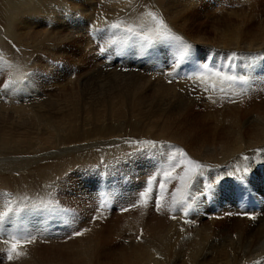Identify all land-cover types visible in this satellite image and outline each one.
Instances as JSON below:
<instances>
[{
  "label": "bare ground",
  "instance_id": "1",
  "mask_svg": "<svg viewBox=\"0 0 264 264\" xmlns=\"http://www.w3.org/2000/svg\"><path fill=\"white\" fill-rule=\"evenodd\" d=\"M197 1L102 0L112 12L109 14L107 7L109 11L104 14L92 15L94 0H0V81L8 80L7 84L0 85V220L4 219L3 210L13 206L16 209L22 203H30L28 212L38 213L51 210L55 202H62L55 187L43 190L48 202L56 196L43 204L40 191L35 193L41 184L32 180L30 172H22L30 168L34 172L50 160L67 155L59 166L49 163L43 169L47 174H41L43 183L50 187L53 180L57 181L72 167V162L84 168L132 153L136 159H142L143 151L147 152L150 145H159L155 139L161 137L170 146L168 152L174 158L171 162H178L179 154L182 166L176 171L173 170L179 166L172 167L168 197L157 216L149 219L144 207L137 213L133 208L121 213L119 217L123 215L130 221L126 226L133 232L126 233L129 239L123 246L112 247L117 234L113 233L114 238L104 236L100 230L101 219L110 217L109 211L106 214L95 203L76 207L89 220L94 215L97 223L93 222L95 234H88L91 226L86 223L85 232L74 235L73 241L80 243L72 245L75 254L71 253L72 258L67 261L72 259V264H264V211L252 217L242 198L244 178L250 181L253 190L257 188L264 196V43H251L248 38L243 43L240 35L247 37V33L242 27L235 28L233 38L211 46L224 51V55L225 52L232 55L230 61H223L224 72L234 68L232 74L217 73L219 69L211 72L209 66L206 70L201 68L198 64L201 61H192V65L186 64L188 74L172 79L175 75L172 69L187 53L179 44L195 43L183 32L191 23L189 12L197 10ZM122 7L127 9H119ZM73 10L86 14L75 19ZM116 28L126 29L137 48L140 38L153 39L152 45H161L159 50L164 55L156 56L151 63L150 60L142 63L147 65L143 72L134 69L109 72L114 82L108 84L106 91L101 90L102 103L88 102L85 97L96 94L83 93L88 83L85 82L81 85L83 90L65 96L76 100L75 103H64L63 107L58 104L59 100L51 103L54 108L43 106L52 85L59 89L58 83L65 84L62 86L65 90L76 81L77 77L72 76L68 84L57 74L60 60L70 53L66 43L82 37L88 43L86 50L91 52L95 48L89 31L101 30L103 34V31L112 33ZM196 39L204 41L199 34ZM140 43L141 53L147 55V47L145 54V44ZM111 65L114 64L104 69H111ZM149 71L157 73V77L155 74L150 77ZM237 73L239 78L241 73L251 80L244 85L235 77ZM28 143L33 147L27 148ZM47 148L49 152L56 151L51 153V159L46 157L50 156ZM208 186L218 191L213 204L205 198ZM107 188L110 189L109 182ZM100 192L97 185L95 189L90 188V193L86 188L81 194L94 202ZM186 198H191V202L185 201ZM5 200L8 202L1 206ZM129 214H136L135 220ZM2 221L0 254L7 251L4 262L0 263L66 264L64 256L62 260L47 258L48 251L38 248L15 250L14 243L23 235L22 227L15 221L8 220L6 225ZM50 224L42 220L43 227ZM15 235L17 238L12 237ZM84 236L91 238L98 248H93L90 240L84 244L81 240Z\"/></svg>",
  "mask_w": 264,
  "mask_h": 264
},
{
  "label": "rangeland",
  "instance_id": "2",
  "mask_svg": "<svg viewBox=\"0 0 264 264\" xmlns=\"http://www.w3.org/2000/svg\"><path fill=\"white\" fill-rule=\"evenodd\" d=\"M94 1L96 2V5H95V9L91 10L93 11V13L90 11L92 15H101V14H104V12H107L111 9V7L108 4L103 3L102 0L100 1L94 0ZM97 2H99V4ZM197 2H198L197 10H194V11L192 10L193 11L192 15H191L192 11L189 12V18L191 19V23L188 25L189 27L187 28L185 27L186 30L183 32V35L186 38L188 37L190 39H193L195 43L193 44L190 43L186 46V43H189V42L184 41L179 44L180 48L184 47V50H186L187 53L184 56L182 55L180 60H178V62L180 63H178L177 66L172 69V75L173 74L175 75L172 76L171 78L172 79L174 78L175 80H178V78L181 79L182 78L181 76L185 72L188 74V71H187L188 69L186 68V64L187 62H189V64L192 65L193 64L192 61L193 62L201 61L202 64L198 62L201 68H205L209 66V69L211 72L213 71L216 72L219 69L217 73H223L224 67H225L223 66L224 65L223 61H230V59H232V55L226 54L228 52H225V55H224V51H219L216 48H212V47H214L218 43H225L222 40L229 41L231 38H233L236 32L235 28L242 27L244 31L247 33V37H243L242 35H240L243 43H246L247 38H248V42H251V43H264V0H238V1H235V0L233 1H230V0H198ZM79 7L82 8L83 6L79 5ZM107 7L109 10L107 9ZM100 9H101V12H100ZM119 9H127V8L122 7ZM111 10L108 12L109 14L112 12ZM74 11L75 10H73L72 15L73 17H75V19H79L78 17L84 16L86 14L80 11H78L79 12L78 13L77 10L75 12ZM139 16L141 17V15ZM74 27L75 25L72 26V30ZM125 31H126V34H125ZM101 32H102L101 30H97L95 32V35L100 40V42L98 43H103L104 47L107 48L109 51L113 49L115 43L117 44L122 43L124 37L126 38L129 45H134V46L133 47L124 46L123 49L119 50L120 52L119 55L121 58L119 62H115L114 60L105 61V60H101L99 55L97 54V51L99 53V50H98L96 43H93V42L92 44L90 43L92 45V48H95V50L93 49V51L89 52V50H86L87 49L86 45H88L86 39L79 37V36L77 38H73L72 43H66L70 53L65 54L64 58L60 60L61 61L60 68L57 74L61 81H63L62 79H64V82L68 84H69V81H72V76L74 78L77 77L75 79L76 80L75 82H77L78 84L73 82L72 86L67 85L66 89L62 90L63 89L62 86L65 84L58 83V86H61V87L59 89H56V88L54 89L56 85L53 86L52 85L53 80L49 79L50 81H52V83L50 81L48 83L49 85L50 84L52 85L51 88L53 90L51 88L48 89L49 96L46 97L43 103V106L48 105L47 107L54 108V106L51 103H55L59 100L61 101L58 104L59 105L61 104V106H63L64 103L71 105V102H74V101L76 102V100L73 101V98L65 99V96L66 95L72 96L71 94H75V92L83 90V89H85V91H83L84 94H87V93L96 94L93 97H90L89 95H87V97L85 98L87 100L89 99L88 102L97 101L98 103H102L101 99L103 100L104 97L101 94V90L103 89V91H106V89L108 88V84L110 82H114V80L111 79V76H109V72L112 73V70L121 71L123 69H126L124 70L125 72H130L133 69L136 72L144 71L147 65H142L141 62L143 61L146 55H144L140 51L142 49V48L140 49L141 43L139 47L137 48V43L133 42V40L131 39V35L127 33L128 31L126 29L116 28L112 30V33H107L106 31H103V34H102ZM198 34L200 35V37L204 39V41L196 39ZM149 44H151V51L156 50V49L158 50L157 56L162 57V55H164L163 51L159 50V47H161V45L157 46V45H152V43H149ZM166 45H163V48L167 49L168 47ZM192 47L194 48V50ZM144 48H143V51L145 50L144 52L146 54L147 49L145 45H144ZM101 50L105 52L104 48H101ZM169 53L170 52H166L167 55ZM130 54H132V57H130ZM71 61H72V64H71ZM151 62L153 61H150V63ZM110 63L114 64V65H111L112 68L105 70L107 69L106 66ZM97 68L99 72L97 71ZM136 68H138L139 70L137 71ZM233 69L234 68H232L231 70L225 71L224 74L225 73L232 74ZM173 70L174 71L176 70V71L174 72ZM147 73L150 77L153 74H155V76L157 77V73H155L154 71L152 72L149 71ZM97 76H99L100 78L93 79L94 77H97ZM89 77H91L92 80L88 79ZM89 80L91 81L89 82ZM2 82H6L7 84L8 80L0 81V85L2 84ZM41 82L44 83L43 80ZM85 82H88V83L82 89L81 85L82 83H85ZM73 89H75L76 91H73ZM29 97L31 98L30 95ZM77 97H79V95ZM81 97H84V96L81 95ZM107 123H110V122H107ZM37 124L38 123H36V127H37ZM36 127L33 126L32 128L35 130ZM75 133H76L75 128L72 127V135H75ZM155 140L159 143V145L158 144L150 145L147 152L143 151L145 155L142 159H136L135 157H133L134 154L132 153V154H127V156L129 155L128 157L129 159L127 158V156H124V157H121L120 159L117 158V160L116 159L102 160L101 164H96V165L94 164V165H90V167H84V168L78 167L76 165L74 166V162H72V167L69 168V170L67 169L66 172H64L65 175L62 173L58 177L57 181L56 179L53 180L54 182L52 181V184L50 185V187L43 183L44 177H41V174H43V176H47L46 171H44L43 169L46 167V165L49 166V163H51L52 165H56L58 163V166H59V164L62 161H64V159L65 160L67 159V157H65L67 155L65 156L63 155L59 160H52V161L50 160L51 162L49 161L47 164H45L41 168L34 170V172H32L31 168L29 170H26L25 172H22L24 174L30 172L31 173L30 177L32 178V180L35 179L41 184L40 186L41 189L35 191V193L40 191L39 196L42 198L41 202H43V204L49 203L50 201L54 199V197H56V196L50 197V200L48 202V196H45V198L43 197V195H45V191L43 190L45 189L48 190L49 188L51 189L55 187H58L57 192H59V195L61 197L60 201L62 202H57V203L55 202V204L50 206V209L52 211L45 209L44 212H38V213L28 212L29 209L27 207L29 206L30 203H27L26 204L27 206L22 203L16 209H14V206H13L7 210H3L1 217H3L4 219L3 221L0 220V222L2 221L3 225H6L9 220V222L15 221L17 226L22 227L21 232H23V235L21 234L22 237L19 238L16 241V243H14L15 247L13 248L15 250H18V249L21 250L23 248L28 249V250H30V248H34V249L38 248L40 249V251H48V253L46 254L47 258L53 257L56 260H62L66 258L65 259L66 261L63 260V262L66 264H72L71 263L73 262L72 259H69V261H67L69 257L72 258V256L70 255L71 253L73 256L75 254V250L72 249V245H77L80 243V241L79 242L73 241L75 239V236L83 234L85 232L84 228L87 225L86 223H88L89 227L91 226L88 234H95V231L93 228L94 227L93 222L95 223V225L97 223L95 220H93L94 215L89 220L88 217L86 218V216L88 215L84 213L81 214L79 209L83 206H91V204L95 203L96 205L98 204V207L100 208V210L105 211V208L101 206L99 193H98V200L94 199V202H91L93 200H90L89 197L87 198L81 194L83 189L88 188L89 184L91 183V179L94 176H96L97 179L101 178L103 174V169H105V172L109 175L107 182H109L110 191L108 192V194L113 197L114 208L109 209L107 207V211H109L110 217H107L106 219L105 218L101 219L100 230L104 236L110 235L114 238L113 233L117 234V236H115L114 238L115 242L113 241L111 243L112 247L123 246L126 243L127 239H129L128 234L126 233H132L133 230L129 229L126 226L129 220L124 219L123 215H121L120 217L119 215L123 213L124 211L131 210L132 208L137 213L140 210H142L141 208L144 207L145 209H147L146 211L147 217L149 219L155 218L157 216V211L159 210V208H161V205L164 203V200L168 197L167 190H168L169 181H171L170 176L172 175V170H171L172 167L174 168V166H179L173 170V171H176L180 168V164L182 166V162L180 161L179 154H178V160H177L178 162H176L177 164L172 163L170 158H167L165 155H163V151L169 154L168 151H169L170 146L167 145V142H163V140H166V139L160 137V139L157 138ZM35 144L36 143L33 142V146H35ZM26 146L29 149L33 147L30 145V143H28ZM48 149L49 148H47L46 151ZM55 152L56 151L49 152L48 150L47 154H50V156L47 155L46 157L50 158L52 156L51 153H55ZM29 154H32V153H29ZM41 158H42V154L39 155V159ZM156 160H158L157 164H156ZM105 165L107 166V168ZM37 173H39V175ZM151 177H154L155 180L154 181L150 180ZM149 182H151L150 186L148 185ZM159 183H160V191H158ZM36 187L37 186H35V188ZM90 188L92 189L97 188V184L96 183L91 184ZM73 197H75V199L77 198L78 199L75 200ZM86 198H87V203H85L86 200H84ZM96 198H97V194H96ZM7 202H8L7 200L3 201L1 206L4 205V203L6 204ZM118 205L121 207L120 210H118ZM76 207H78L79 209ZM30 213L32 215H30ZM44 213L50 214V216L54 219V221L49 226L44 227L50 230V232L45 231V230L43 232L41 231V229L43 228L42 226L43 219L40 216ZM79 213H80V216H78ZM127 216L133 217V219L135 220L134 217H136V214H129ZM65 217H67L68 219ZM69 217H71L72 219H69ZM60 218L61 219L65 218L64 220L67 222L66 227L62 226V224H59L57 220H60ZM99 219L100 218H98V220ZM120 225L122 226L120 227ZM12 226L13 225H11V228ZM4 229H7V228L5 227ZM9 233L10 232L8 231L6 235H8ZM12 237L17 238L16 235ZM81 240H83L84 244H89V240H90L91 246L95 249L98 248L94 246L93 241L88 236L82 237ZM51 246L53 249L51 248ZM5 250L7 251V249ZM5 250L3 254H0L1 262H4V254L6 252ZM54 253L56 256L54 255ZM50 255H54L55 257L50 256ZM61 256L62 257L64 256V257L61 259ZM0 264H3V263H0Z\"/></svg>",
  "mask_w": 264,
  "mask_h": 264
}]
</instances>
